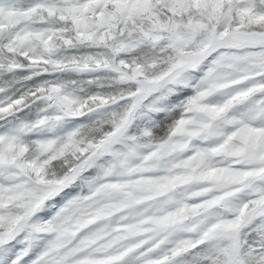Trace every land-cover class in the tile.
<instances>
[{"label":"snow or ice","instance_id":"6c2138e0","mask_svg":"<svg viewBox=\"0 0 264 264\" xmlns=\"http://www.w3.org/2000/svg\"><path fill=\"white\" fill-rule=\"evenodd\" d=\"M0 264H264V0H0Z\"/></svg>","mask_w":264,"mask_h":264}]
</instances>
